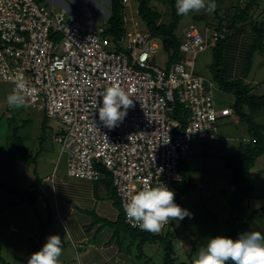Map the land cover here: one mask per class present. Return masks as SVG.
<instances>
[{"label":"built area","instance_id":"built-area-1","mask_svg":"<svg viewBox=\"0 0 264 264\" xmlns=\"http://www.w3.org/2000/svg\"><path fill=\"white\" fill-rule=\"evenodd\" d=\"M122 4L123 31L113 37L104 24L88 28L67 17L66 8L53 12L38 0H0V81L14 89L17 73L27 79L28 105L65 129L55 140L67 155V175L97 181L103 167L124 211L145 185L171 189L183 181L179 162L191 153L192 137L218 138L220 121L236 115L216 104L215 82L194 71L198 52L208 45L194 25L183 28L180 44L191 56L169 63L163 41L158 46L160 37L132 12V0ZM160 50L168 56L165 66L154 62ZM114 81L130 92L134 107L108 128L99 120V106Z\"/></svg>","mask_w":264,"mask_h":264},{"label":"rangeland","instance_id":"rangeland-1","mask_svg":"<svg viewBox=\"0 0 264 264\" xmlns=\"http://www.w3.org/2000/svg\"><path fill=\"white\" fill-rule=\"evenodd\" d=\"M38 1L51 11L48 1ZM65 1L77 11L81 18H99L93 27L105 25L106 18L93 4L77 0L79 3L87 4L88 8L94 12L90 15L82 11L72 0ZM98 4L110 14L109 2L99 0ZM154 4L162 12L160 22L168 23L171 20L169 6L157 2ZM223 7L224 9H222L225 11L226 1L223 3ZM61 8L58 6L55 10L60 11ZM132 8L137 10V1H132ZM224 11H221V14ZM195 13L190 12L188 15H184L179 22L178 32L181 36L182 29L191 23H195L205 31L204 22L193 18ZM72 15V12H68L67 17ZM234 37L235 35L230 37L226 46ZM154 42L158 46L163 44L161 38L155 39ZM182 56L190 57L191 55L184 53ZM167 61L168 56L162 50L154 56V62L157 64L165 66ZM250 63L248 76L246 78L244 75L238 77L243 78L245 83L251 82L253 78L260 82V85L257 86L251 84V87L256 94H262L264 92V46L254 52L250 57ZM216 68L213 47L208 46L201 49L196 56L195 73L215 81ZM222 68L226 71L223 64ZM247 73L248 69L245 74ZM12 91L11 83L0 81V179L10 187L16 185L18 188L25 189L34 172L46 174L51 172L53 167L59 171L64 170L67 155L61 153L62 144L55 141V136L58 134L63 136L65 129L60 121L47 118L42 109L34 108L28 105V102L27 106L22 109L10 108L6 103V98ZM215 93L218 106H231L234 102L235 97L232 93L224 92L218 88ZM10 115H14V117L11 118ZM256 120L259 124L264 125V111L257 114ZM250 137L252 136L248 131V123L242 120L236 122L232 117L220 121L218 138L192 137L191 153L179 162L180 171L193 182L191 191L179 202V205L187 209L190 215L183 220L171 221L170 227L164 229V233H171L181 260L189 261L186 255L190 249L192 251L194 249V259L198 250L206 246L212 237H228L226 221L231 214L229 201L234 195L233 171L229 167L228 160L239 152L243 141ZM21 139L22 148L19 146ZM27 155L32 158H27ZM252 171L257 175V180L256 196L250 201V212H259L255 213L250 227L241 231L235 239L249 231L264 233V210L260 211L264 206V154L257 159ZM39 206L41 205H37V207ZM28 208L29 205L23 202L2 213V216L0 215V264H4L3 260L9 264H24L28 254L34 250L36 245H39V250L43 248L44 240L39 242L43 230L35 227L33 222L29 224L26 222L28 217L25 213ZM40 211L38 210V213L42 215ZM10 223L13 224L9 226ZM129 250L128 256L130 257L124 259V264H163L165 251L160 242L147 243L142 247L138 243L131 242ZM141 255L144 257L140 259ZM70 259L69 256L63 257L66 263L60 262L61 264H74Z\"/></svg>","mask_w":264,"mask_h":264},{"label":"trees","instance_id":"trees-1","mask_svg":"<svg viewBox=\"0 0 264 264\" xmlns=\"http://www.w3.org/2000/svg\"><path fill=\"white\" fill-rule=\"evenodd\" d=\"M132 1L138 2L137 10L132 8V12L138 15L154 36L162 38L164 48L169 54V63L182 59L183 53L180 51V44L183 38V29L181 36L178 32V26L184 15L177 14L176 0ZM225 1L227 7L224 11L223 3ZM155 2L169 6L171 20L168 23L160 22L162 19V12L156 8ZM215 3L217 4V8L212 14L202 11L193 15L195 20L204 22L205 31L199 28L195 23H191L188 26L194 25L207 39V47H213L215 65L217 67L215 73V81L217 83L214 82L216 86H219H217L218 89L234 94L235 99L230 107L237 116L238 121L242 120L248 123V131L252 136L244 140L239 147V152L228 160L229 167L232 168L233 171V186L235 189H233L234 195L229 201L231 205V214L226 224L228 227V237L235 239L241 231L250 227L255 213L259 212H250V201L256 196L255 189L257 180V175L252 171V168L257 159L264 154V125L259 124L256 120L257 114L260 111H264V92L262 94H256L253 92L251 83H245L244 79L241 77L235 79L230 78L232 76L227 73L224 66L225 51L227 48L226 42L234 35L235 37L240 35L251 36V44L249 45L246 55V70L248 69V73L244 75V78H246L250 71V68H248L251 64L250 57L254 52L264 46V0H215ZM110 7V15L105 23V33L113 37H119L123 31L122 0H110ZM221 11H224V13L221 14ZM222 64L226 71L223 70ZM183 110L182 107L178 108V112ZM9 117L13 118L14 115H10ZM19 144L20 148H22V139L19 140ZM27 158L30 159L32 157L27 155ZM99 168L105 180L111 183L110 185L113 187V192L119 199L113 185L111 174L103 167ZM182 175L184 177L183 181L173 182L171 185V190L175 193V202L177 204L188 195L193 187V182L183 173ZM39 191L38 189L37 192ZM263 210L264 206L260 211ZM119 224L122 225L124 230L128 233L130 239L129 244H131V242L138 243V245L142 247V245L147 243L160 242L165 251L163 264H193L194 249L193 251L190 249L187 252L186 257H188L189 261L181 260L177 253L174 239L173 237L171 238V233H164V229L167 227L162 228L161 232L153 234L140 229L139 226H131L125 222L123 208L119 218ZM170 225L171 221L168 227H170ZM42 227L44 228V226ZM37 251H39V245H36L34 250L28 254V258L24 264H27L30 256ZM142 257L144 256L141 255L140 259ZM3 262L4 264H9L4 260ZM228 264H232V262L229 261Z\"/></svg>","mask_w":264,"mask_h":264},{"label":"crops","instance_id":"crops-1","mask_svg":"<svg viewBox=\"0 0 264 264\" xmlns=\"http://www.w3.org/2000/svg\"><path fill=\"white\" fill-rule=\"evenodd\" d=\"M46 1L51 5V11L60 12L66 8L89 28H96L93 25L99 18H81L65 0ZM72 1L85 13L94 14L87 4ZM98 1L83 0L96 6L107 19L110 14L98 4ZM104 1L110 3V0ZM58 6L62 7L60 11L55 10ZM250 44V35H240L228 42L224 66L230 76L245 75L246 55ZM249 83L260 85L254 78ZM235 121H238L237 116ZM110 184L103 176L97 181L69 177L66 162L63 171L53 167V170L46 174L34 172L25 189L16 185L10 187L0 179V215L26 202L29 205L25 213L28 217L27 224L33 222L39 229L44 226L39 242L44 240L42 245H45L51 235L60 236L62 240L60 261H64L63 257L69 256L74 264H124V259L130 257L128 256L130 239L119 224L122 205ZM38 210L42 211L40 213L43 216ZM27 235L29 236V233Z\"/></svg>","mask_w":264,"mask_h":264},{"label":"clouds","instance_id":"clouds-1","mask_svg":"<svg viewBox=\"0 0 264 264\" xmlns=\"http://www.w3.org/2000/svg\"><path fill=\"white\" fill-rule=\"evenodd\" d=\"M178 15L199 13L202 10L212 14L217 4L215 0H176ZM11 82L13 91L7 96L10 108L22 109L27 106L32 90L27 79L17 73ZM102 106H99V120L108 128H114L127 116L129 108L134 107L130 92L117 82H113L102 94ZM127 219L133 226L153 234L161 232L164 225L173 220H183L190 213L175 202V193L166 185H145L137 190L124 205ZM170 224V223H169ZM168 227V226H166ZM62 240L59 235H51L43 248L34 252L27 264H61ZM264 264V233L249 231L238 239L216 236L201 247L193 264Z\"/></svg>","mask_w":264,"mask_h":264}]
</instances>
